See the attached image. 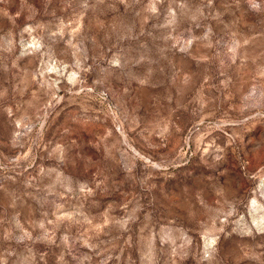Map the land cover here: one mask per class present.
Here are the masks:
<instances>
[{
	"label": "rangeland",
	"instance_id": "1",
	"mask_svg": "<svg viewBox=\"0 0 264 264\" xmlns=\"http://www.w3.org/2000/svg\"><path fill=\"white\" fill-rule=\"evenodd\" d=\"M0 264H264V0H0Z\"/></svg>",
	"mask_w": 264,
	"mask_h": 264
}]
</instances>
